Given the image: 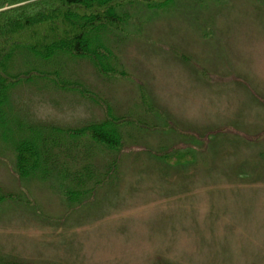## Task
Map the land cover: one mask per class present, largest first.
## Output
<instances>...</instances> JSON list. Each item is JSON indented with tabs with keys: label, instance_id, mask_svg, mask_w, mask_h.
Returning <instances> with one entry per match:
<instances>
[{
	"label": "rangeland",
	"instance_id": "rangeland-1",
	"mask_svg": "<svg viewBox=\"0 0 264 264\" xmlns=\"http://www.w3.org/2000/svg\"><path fill=\"white\" fill-rule=\"evenodd\" d=\"M130 10L124 31L105 40L131 79L57 60L65 83L145 128H122L117 176L75 205L55 179L21 180L0 143V186L15 196L0 205V264H264V0ZM35 84L13 92V124L79 129L105 119L79 92ZM95 153L104 172L115 155Z\"/></svg>",
	"mask_w": 264,
	"mask_h": 264
},
{
	"label": "trees",
	"instance_id": "trees-1",
	"mask_svg": "<svg viewBox=\"0 0 264 264\" xmlns=\"http://www.w3.org/2000/svg\"><path fill=\"white\" fill-rule=\"evenodd\" d=\"M174 1L0 0V143L14 152L15 171L21 180L55 179L63 186L64 197L75 205L117 176L119 153L124 149L122 128L133 123L145 128L144 123L114 115L104 98L84 84L65 83L57 59L65 55L73 60H89L105 79H131L122 70L105 34L124 31L133 20L130 9L135 6L159 10L170 7ZM37 81L79 92L106 109L105 119L79 129L18 121L13 124V92ZM143 103L148 112L164 116L148 96H143ZM9 129L13 130L10 134L6 132ZM13 134L18 136L14 142ZM95 149L115 155L104 172L92 163ZM14 200L15 196L0 186V205Z\"/></svg>",
	"mask_w": 264,
	"mask_h": 264
}]
</instances>
